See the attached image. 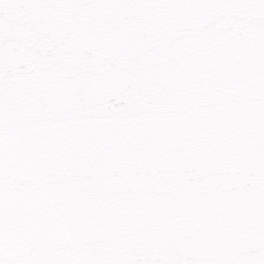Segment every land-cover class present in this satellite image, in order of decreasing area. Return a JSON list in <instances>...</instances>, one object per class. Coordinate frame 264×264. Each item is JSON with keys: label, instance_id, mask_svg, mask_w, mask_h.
I'll return each mask as SVG.
<instances>
[{"label": "snow or ice", "instance_id": "1", "mask_svg": "<svg viewBox=\"0 0 264 264\" xmlns=\"http://www.w3.org/2000/svg\"><path fill=\"white\" fill-rule=\"evenodd\" d=\"M0 264H264V0H0Z\"/></svg>", "mask_w": 264, "mask_h": 264}]
</instances>
